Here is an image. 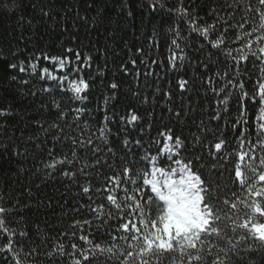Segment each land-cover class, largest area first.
Returning a JSON list of instances; mask_svg holds the SVG:
<instances>
[{"label": "trees", "instance_id": "16d2710c", "mask_svg": "<svg viewBox=\"0 0 264 264\" xmlns=\"http://www.w3.org/2000/svg\"><path fill=\"white\" fill-rule=\"evenodd\" d=\"M13 3L16 7H2ZM121 3L129 6L124 12L119 7ZM176 3L177 0H168L167 7L174 8ZM146 4L147 0H0V110L8 113L0 116V201L15 209L14 219L20 221L17 230H27L31 243L26 240L25 246L40 250L34 261L23 264H247L239 257L246 256L248 249L258 248L261 251L255 264H264V238L253 229L254 224L264 223V215L258 213L264 212V158L254 161L248 154L238 159L246 144L236 147L237 136L232 128L235 112L222 114L219 121L211 119L216 105L211 92H205L207 86L201 84L215 71L216 61L223 62V57L216 56V50L210 46L201 50L207 41L197 33H190L189 24L178 23L165 13H153ZM184 4L197 14L201 26H215L216 31L209 39L214 40L224 28L229 29L227 41L233 49L254 38L244 35L250 31V23L243 30L236 25L242 22V16L257 15V0H243L240 9L235 6L236 0H184ZM247 5L252 10L246 13L243 8ZM129 9L132 15L127 14ZM41 10L49 15L43 16ZM170 29H179L189 37L188 62L176 70L168 62ZM150 41H158V46ZM69 48L73 52L66 53ZM138 48H143L144 54L137 53ZM42 52L49 56L67 55L71 67L81 65V71L71 76L65 87L80 78L89 83L83 95L88 97L85 106L91 110L93 131L103 122V98L111 94L108 85L113 82L119 85L112 102L116 122L108 125L112 134L107 143L94 138L86 149H77L80 159L74 161L75 167L65 165L53 172L44 166L51 162L48 149L53 150V158L60 159L64 154L71 158L70 141L85 139L89 132H81L73 122L72 109L80 106L78 102L59 92L44 93L45 82L38 76H30V69L20 73L8 67L9 63L21 61L27 65ZM77 52L81 56L79 62ZM89 56L90 61L84 59ZM209 56L212 63L205 72L202 62ZM133 59L135 65L131 63ZM36 63L37 72L47 67L54 75L64 74L46 59ZM245 64L251 70L246 61H241V68ZM122 65L126 72L121 70ZM25 79L30 81L27 86L19 83ZM181 79L189 81L183 94L178 87ZM246 87L251 90L250 83ZM32 91L38 95H31ZM53 97L61 102L63 118L50 103ZM129 109L140 119L126 132L121 131L118 117L127 115ZM176 113H180L179 118ZM169 130L173 141L158 135ZM248 131L253 133L254 140L251 108ZM56 135L61 136V141L54 146ZM126 137L133 144L136 140L141 142L142 148L133 150L137 161L142 155L155 157L152 162L137 165L147 168V178L153 164L165 171L169 167H182L183 161L176 165L165 158L177 151L180 157L195 153L205 158L203 162L190 161L206 179L216 178L208 190L198 181L208 216L203 230L174 237L163 248L156 241L155 225L167 218L168 207L154 193L140 195L151 192L149 185L137 193L140 199L135 196V188L124 197L114 189L119 199L107 201L106 189L113 188L115 176L122 168L120 158L127 151L122 142ZM176 137L183 142L179 149L174 147ZM37 138L44 146L43 151L35 147ZM220 138L226 143L217 153L214 144ZM156 140L159 144L154 143ZM97 146L100 152L93 153ZM26 148L27 158L16 154L18 149L24 152ZM109 148L113 150L111 153ZM222 156L228 158L224 163L220 162ZM256 156L264 157V153L257 150ZM85 162L95 165V178L90 181L91 191L87 195L81 191V185L88 183L82 177L72 182L62 175L65 169L77 171ZM217 172L222 174L217 176ZM61 245L63 248H58ZM54 251L59 255L67 251L71 255L63 260L47 258ZM4 259L0 253V264H4Z\"/></svg>", "mask_w": 264, "mask_h": 264}, {"label": "snow or ice", "instance_id": "6c2138e0", "mask_svg": "<svg viewBox=\"0 0 264 264\" xmlns=\"http://www.w3.org/2000/svg\"><path fill=\"white\" fill-rule=\"evenodd\" d=\"M168 0H147L146 7H148L153 13H165L172 16L179 23L181 21L189 24L190 33H197L201 38L207 41L206 45L203 47L210 46L215 49L214 53L216 56L223 57V62L219 60L216 61L217 67L215 71L207 76L205 79L201 80V84L206 85L205 92H211V95L215 102L214 114L211 117L213 120L219 121L223 115H231L235 112V116L232 117V128L237 136L236 147L241 148L246 144L245 151L239 153L238 159L241 157H246L251 154V158L254 161H258L260 158L257 157L256 152L259 150L264 153V0H257L258 10L255 16H242L241 23L236 25V27L241 30L244 29V25L250 23V31L244 33L247 37H254L247 39L246 43L239 49H233L228 46L227 34L229 29L224 28L219 31L214 40L209 39L210 34L216 31L215 26L204 25L201 26L198 23V16L194 11H190L188 7L185 6L184 0H177L176 6L167 7ZM243 0H236V8L240 9ZM4 8L16 7L15 3L11 6L8 4L2 5ZM35 8L36 5H33ZM121 12L128 9L127 3H121L119 5ZM251 6H244L243 11H251ZM43 16H48L49 13L41 10ZM128 15H132L131 10L127 11ZM214 14V13H210ZM228 23V21H225ZM171 37L169 41V66L172 70H176L178 67L183 68L185 63L188 62V56L186 53V48L189 46V37L183 35L182 31L179 29H170ZM149 43H156L158 46V41H150ZM137 53L144 54L143 48H138ZM66 53L73 52V49L69 48L65 50ZM76 60L79 62L81 60L80 53L77 52ZM40 59H46L58 66L57 70L63 72L61 76L54 75L49 71L47 67L41 69L37 72V63ZM88 61L91 57L84 58ZM241 61H246L251 64V70L248 69L247 64L241 68ZM145 61L141 60V63ZM133 65L136 64V60H131ZM156 63V61H152ZM212 63L211 56H209L206 62H202L204 71H208V65ZM71 60L67 55L65 56H49L46 53H41L35 56L34 60H30L27 65L23 61L19 63H9L8 67L10 69L18 70L20 73L29 72L30 76H38L40 81L45 82V86L42 88L44 93L59 92L66 95L70 101H76L80 106L72 109L74 112L73 122L77 128H80L81 132L88 131L89 134L85 139L71 140V158L64 154L60 159L52 157V149H48V156L51 158L50 163H45V169L53 172L59 168H64L65 165H72L75 167L74 161L80 159L77 149L85 148L87 145L94 143V138L100 140L101 143H107L108 136L111 135V130L108 127L110 123L116 122L117 113L112 109V102L116 99V90L119 85L115 82L110 83L108 88L111 90L110 95H105L103 98V110L105 115L103 117V122L93 131L92 114L91 110L86 108V102L88 100L87 95H83L89 89V83L82 78L77 80H72L68 83L66 88V82H69L70 77L81 71V65L77 63L75 67H71ZM121 70L126 72L125 66H121ZM255 78V79H253ZM12 79L17 80L16 76ZM52 82L49 84L48 82ZM19 83L23 86L29 85L30 81L20 80ZM251 84V90L249 91L246 87L247 84ZM188 80L181 79L178 81V87L183 94L188 89ZM70 93V94H69ZM31 95L36 96L38 93L32 91ZM168 96V93H165ZM146 102V101H145ZM51 105L57 111H60L61 118H63L64 113L61 110V102L57 101L55 97L50 101ZM47 107V105H45ZM249 108L252 110L253 116V131L255 139H252V132L248 131L249 128ZM8 113L5 110H0V116H6ZM177 118H179L180 113H176ZM119 122L121 124V131H127L131 126L136 125L140 117L135 113L134 110L129 109L127 115H119ZM71 128V125H69ZM237 129H239L237 131ZM49 134L46 130V135ZM163 137L166 141H173V135L171 131L160 132L158 134ZM31 140V138H30ZM61 136L56 135L53 140V144L60 143ZM123 146L127 150L120 158L121 161V171L115 176L113 188H108L106 191L109 193L106 196L107 201L112 199H119L114 193L118 191L125 194L131 189L135 188V196L140 199V195L146 197L145 194L151 195L154 193L160 198L163 204L167 205L170 211H175L177 209L183 208L188 205L195 198V193L197 192V181L201 182V186L208 190L209 186L215 182L216 178L206 179L204 176L200 175L198 169L193 166L190 161L199 160L204 161L203 156H197L195 153L191 156L180 157L179 151L175 155H169L165 158L176 165H181L183 161V166L178 168L169 167L168 171H165L162 167H156L153 164V171L150 173L151 179L147 178V168H139L137 165L139 163L147 164L155 160V157H150L148 155H142L140 161L135 159L133 150L134 148H142L140 140H136L133 144L127 137L123 140ZM154 143L159 144V140L154 141ZM226 141L223 138L219 139V142L214 144V148L217 153L220 152L222 146H224ZM183 142L179 137L174 140V147L179 149L182 147ZM35 147L43 151V145L38 142V138L35 142ZM167 149V143L164 144ZM93 153L100 152L99 146L92 149ZM111 153L113 150L108 149ZM159 151V149H158ZM171 152V149H168ZM185 151L187 149L185 148ZM18 156L27 158L28 150L27 148L24 152H20L19 149L16 153ZM234 156L235 153H232ZM228 158L222 156L220 162L224 163ZM96 164H99V159H97ZM95 165L85 162L77 171H72L71 169H65L62 175L66 177L69 181L75 182L78 177H82L86 182L81 185V191L83 194L87 195L91 191L90 181L94 179L93 172ZM233 171H235V166ZM157 173L161 174L164 179L161 182L157 179ZM179 174V179H174L173 175ZM221 172H217V176L221 175ZM111 179V178H110ZM144 185H149L151 192H143L140 195L137 193ZM91 199V197H89ZM143 202V201H142ZM206 201L201 200L200 204L195 207V211L203 214V207ZM100 207H103L101 205ZM92 212H97L96 208H91ZM15 209L10 206H5L3 201H0V253L4 254V264H23L24 261H34L40 254V250L33 247H26L25 241L28 240L30 243V238L26 229L20 228V221L14 219ZM79 225V221L76 222ZM84 223H91L90 221H85ZM15 224V227L13 225ZM128 227H131L129 224ZM38 231V229H37ZM74 235V233H73ZM6 238V242H4ZM81 239H86L82 237ZM73 249H77L76 244H72ZM58 248H63V246H58ZM261 249H248L246 250L247 255H241L240 260L246 261L247 264H255L256 258L259 255ZM255 253V254H254ZM14 254V255H10ZM71 253L64 251L62 255H59L56 251L48 255L47 258L53 259V257L63 260L65 256H69ZM78 255V253H77ZM88 259V257H84ZM264 259V258H262Z\"/></svg>", "mask_w": 264, "mask_h": 264}, {"label": "rangeland", "instance_id": "374dc122", "mask_svg": "<svg viewBox=\"0 0 264 264\" xmlns=\"http://www.w3.org/2000/svg\"><path fill=\"white\" fill-rule=\"evenodd\" d=\"M174 179H179V174L173 175ZM151 179V178H150ZM157 179L161 182L164 177L157 173ZM197 183V192L195 198L188 205L175 211H170L168 208V217L161 225L156 224V241L159 246L166 248L169 246L172 238L180 236L182 234L190 233L192 231L202 230L208 222L207 213L203 210V214L195 211V207L201 202V196L199 191V183ZM263 214V211H258ZM253 229L257 235L264 238V223L254 224Z\"/></svg>", "mask_w": 264, "mask_h": 264}]
</instances>
